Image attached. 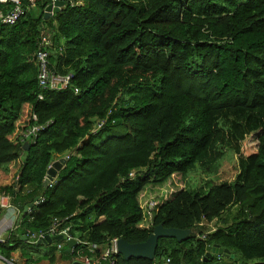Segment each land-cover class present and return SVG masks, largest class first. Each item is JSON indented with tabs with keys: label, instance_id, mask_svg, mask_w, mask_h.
Masks as SVG:
<instances>
[{
	"label": "trees",
	"instance_id": "1",
	"mask_svg": "<svg viewBox=\"0 0 264 264\" xmlns=\"http://www.w3.org/2000/svg\"><path fill=\"white\" fill-rule=\"evenodd\" d=\"M48 2L0 21V169L21 159L0 184L18 208L0 255L110 264L100 255L111 237L142 241L162 223L191 230L158 237L153 258L115 253L114 264H264V0H66L44 17ZM42 35L51 69L72 74L64 88L38 84ZM224 146L237 154L233 179L186 186ZM54 219L78 239L72 250L23 237ZM213 243L228 254L204 260Z\"/></svg>",
	"mask_w": 264,
	"mask_h": 264
},
{
	"label": "built area",
	"instance_id": "2",
	"mask_svg": "<svg viewBox=\"0 0 264 264\" xmlns=\"http://www.w3.org/2000/svg\"><path fill=\"white\" fill-rule=\"evenodd\" d=\"M53 1L54 0H50V2ZM69 2L72 4L74 3V0H69ZM33 6H35V0H25V3H23V0H0V21L9 24L14 23L25 12L26 9L32 8ZM50 43L51 40L47 35H42L41 38L38 40L37 48L33 54V59L37 65L36 77L39 86L43 89L44 88L61 89L66 87L70 83L72 74L70 72L61 73L51 69L49 65V50H48ZM74 90L77 91V87H74ZM38 96L41 98L42 94L40 93L38 94ZM38 127L39 126L37 124H34L29 128H27L23 132L22 138L33 137L36 134ZM130 174H132V171H130ZM51 181L52 180L48 182L50 183ZM5 195H2L0 197V206L12 209V211L15 212V219H16L18 215V208L16 205L13 206L10 203H8L7 200H3V197H5ZM7 196L8 195H6V197ZM28 206L29 205H27V208ZM58 225H59V221L57 219H54L53 222L44 229L31 230L28 228L26 230V237H29L31 241L35 242V241L47 239L46 238L47 235L52 236L61 233L63 234V239L66 241V238L71 237V235L68 233V226L59 228ZM14 226H15V220L13 226L9 230H11ZM203 235L204 234H201V236ZM117 238L118 236L111 237L100 255L101 258L108 260L110 264H114V254L118 253V249L116 246ZM2 239H4V236H2V234L0 233V240ZM60 245L61 243H57L58 247H60ZM72 247L70 250H72ZM93 247H96L95 243L91 244V248ZM81 260L84 261L85 264H93L96 261L95 259L93 260L87 255L82 256ZM168 260L169 259L167 258L166 261Z\"/></svg>",
	"mask_w": 264,
	"mask_h": 264
},
{
	"label": "water",
	"instance_id": "3",
	"mask_svg": "<svg viewBox=\"0 0 264 264\" xmlns=\"http://www.w3.org/2000/svg\"><path fill=\"white\" fill-rule=\"evenodd\" d=\"M65 3V0H54L53 2H48L45 6V12L44 17L50 15L52 12L58 10L60 6H62ZM27 144V142H25ZM67 156L63 155L59 157L58 159L53 160L50 165L47 168L46 175L43 179V184L46 185L48 181L52 180L56 174L57 171L61 168L62 164L65 162ZM24 210L27 208V205H25ZM189 227H175V226H164L162 223H157L154 225L152 231L149 233L146 239L142 241H127L123 237H118L116 241V246L118 249V252L124 257H146V258H153L157 243H158V237L161 236H169V237H175L178 241H182L187 237V235L190 232ZM24 238H26V235H23ZM47 240L51 239H59L63 238V234H55L52 236L47 235ZM77 242L76 237H68L66 238V245L67 250H70L71 247ZM213 252L222 253L223 255L228 254V249L221 247L217 245L216 243L208 244L206 245V252L204 255V260L208 257L212 256ZM72 264H85L84 261L81 259H74L72 261Z\"/></svg>",
	"mask_w": 264,
	"mask_h": 264
},
{
	"label": "rangeland",
	"instance_id": "4",
	"mask_svg": "<svg viewBox=\"0 0 264 264\" xmlns=\"http://www.w3.org/2000/svg\"><path fill=\"white\" fill-rule=\"evenodd\" d=\"M37 9L36 6L32 7V10L35 11ZM228 146H224L225 150L223 154L217 155L216 158L210 162L208 165H195L193 166L186 176V186L191 188H199V187H207L209 183L220 182L221 180H230L233 179L234 175L238 171L237 164V154L232 149L226 148ZM66 155V152L62 153H54L53 160L58 159L59 157ZM21 163L20 158H16L9 164V168L0 169V183L2 182V178L10 177L11 181L16 178V173L18 171V167ZM5 174V176H4ZM221 221L214 219L213 221H205L203 222V227L205 230L212 229L214 226L220 224ZM106 246V245H105Z\"/></svg>",
	"mask_w": 264,
	"mask_h": 264
},
{
	"label": "crops",
	"instance_id": "5",
	"mask_svg": "<svg viewBox=\"0 0 264 264\" xmlns=\"http://www.w3.org/2000/svg\"><path fill=\"white\" fill-rule=\"evenodd\" d=\"M9 164H8V168H9ZM4 176H5V174H4ZM10 180H11L10 177H4V178H2V182L0 184L9 183ZM2 195H5V194L0 193V197ZM3 200H7L8 203L15 206V204L13 202H11L9 196L6 197V195H5V197H3ZM14 220H15V212L12 211V209H10V208L4 207L2 213L0 214V233L2 234V236H6V234L8 233V230L13 226ZM9 259L0 255V264H23L24 263V259L19 256L18 250L13 251V253ZM35 264H69V262H68V260L63 259V258H59V259L56 258V259L51 260V261H49L48 259H41L40 261L36 262Z\"/></svg>",
	"mask_w": 264,
	"mask_h": 264
}]
</instances>
